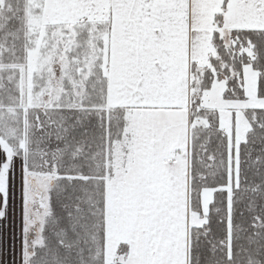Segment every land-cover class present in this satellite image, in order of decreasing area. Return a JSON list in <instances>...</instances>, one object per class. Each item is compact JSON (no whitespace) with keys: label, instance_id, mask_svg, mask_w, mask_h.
<instances>
[{"label":"snow or ice","instance_id":"obj_1","mask_svg":"<svg viewBox=\"0 0 264 264\" xmlns=\"http://www.w3.org/2000/svg\"><path fill=\"white\" fill-rule=\"evenodd\" d=\"M0 264H264V0H0Z\"/></svg>","mask_w":264,"mask_h":264}]
</instances>
